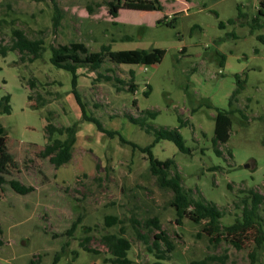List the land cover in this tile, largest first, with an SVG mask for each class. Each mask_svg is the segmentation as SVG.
Masks as SVG:
<instances>
[{"label": "rangeland", "instance_id": "374dc122", "mask_svg": "<svg viewBox=\"0 0 264 264\" xmlns=\"http://www.w3.org/2000/svg\"><path fill=\"white\" fill-rule=\"evenodd\" d=\"M5 1L11 9L0 6V18L6 19L0 41L11 44L14 25L31 39L43 38L46 50L33 60L31 55L21 58L18 51L0 56V98L9 94L12 106L10 114L0 113L5 133L0 166L6 167L7 176L0 189V264H110L102 236L121 229L132 241L133 264H155L156 257L133 228V219L154 216L175 243L163 264H190L207 255H226L227 264H251L253 244L237 249L227 241L211 242L193 207L182 222L177 221L172 192L161 189L149 173L148 154L85 121L72 93V75L50 58L52 47L71 41L85 42L91 50L104 45L115 52L165 49L163 60L155 65L107 62L99 71L79 68L77 88L87 114L141 147L154 137L126 114L137 117L154 110L157 115L148 119L150 124L180 128L191 151L184 153L173 141L162 140L152 148L153 155L174 159L185 189L195 200L217 204L224 212L221 223L228 225L241 217L248 189L264 195V43L247 24L257 13L259 0H236L248 14L244 25L237 20L229 23L239 10L235 15L225 9L222 5L228 0H155V9L130 8L129 0H121L118 16L110 12V3L116 0H58L63 18L56 28L50 1ZM186 12L193 15L185 16ZM175 17V27L167 26ZM222 54L224 66L219 64ZM31 79L35 87L29 86ZM244 79L233 108H240L246 118L234 113L231 138L220 144L218 155L213 142L217 109H231L237 80ZM29 94L34 103L44 100L45 105L31 108ZM48 120L56 126H78L73 157L59 168L40 154L48 142ZM18 178L34 191L13 190L9 181ZM109 215L122 223L108 226ZM260 215L264 218V203ZM260 260L264 262V254Z\"/></svg>", "mask_w": 264, "mask_h": 264}, {"label": "trees", "instance_id": "16d2710c", "mask_svg": "<svg viewBox=\"0 0 264 264\" xmlns=\"http://www.w3.org/2000/svg\"><path fill=\"white\" fill-rule=\"evenodd\" d=\"M37 2L50 1L54 8L53 27L56 28L60 25L63 18L58 0H35ZM130 8L134 9H155V0H129ZM189 1V0H188ZM3 0L0 6L6 5L7 9H11V3ZM117 3L111 2L110 12L114 16H118L119 10L122 8L121 0H116ZM149 4V5H148ZM239 13L237 18L229 19V23H235L236 20L240 25H244L242 19L247 18L248 14L244 12L239 5ZM6 19L0 18V27L3 26ZM177 17L167 22L166 25L175 27ZM251 28V33L264 26V0H259V9L250 22L247 23ZM221 27H225L223 21L220 22ZM232 36L237 37L236 34ZM257 38L260 42L264 43V34H258ZM46 50L45 41L43 38L31 39L25 32L13 25L11 29V44H3L0 41V56L6 57L10 51H18L25 55H31V60L40 58ZM50 61L57 68L66 70L72 75V93L75 96L77 103L82 110V117L85 121L91 122L96 125L100 132L107 134L114 138L115 135L124 144H129L133 148L139 149L143 153L148 154L149 158V173L155 177L158 186L161 189L169 190L172 192V205L176 209L177 221L182 222L186 216L187 210L190 207L194 208L198 216V220L204 221L202 232L209 236L211 242L218 244L222 241H227L237 249H243L249 244H253V248L249 251L251 264H264L260 257L264 254V218L261 213L262 205L264 203V195L258 193L254 188L248 189L247 195L242 200V215L237 217L235 221L228 225H223L221 219L224 216L223 210L214 202H207L203 199L195 200L188 189L182 184L181 177L178 171V165L174 159L159 160L152 152V148L162 140L173 141L180 151L184 153L190 152V148L186 146L184 138L180 132V128L168 127H155L148 122L149 118H155L157 112L154 110H144L139 116L126 114L133 124L140 127L148 134L153 135V141L146 147H141L137 143L127 140L123 135L104 127L102 121L87 114L85 110V103L83 102L78 90V69L88 68L91 71H99L107 62L117 64H143L153 65L160 63L166 50L163 48L155 47L152 50L146 49H122L118 52L113 51L110 45H104L100 50H91L85 42L71 41L66 44H60L57 47L51 48ZM222 60L220 65L223 66L225 55H221ZM113 71V69H108ZM134 77V75H133ZM110 79V77H106ZM117 81L122 82L121 79L115 77ZM246 79L237 80V87L232 93L229 105L231 109H217L215 115V128H214V147L218 155L222 154L219 149L220 144L227 143L232 134V127L234 124V113L239 111L242 116L246 118L240 108H233L238 101V95L244 88ZM35 79L29 81L30 87H35ZM131 88H135L131 84ZM149 88V87H148ZM150 90L145 91V95L149 94ZM28 99L31 101L30 107L33 109H40L45 105V101L41 100L40 104L34 103V96L29 94ZM136 105V100L134 101ZM12 110L11 96L9 94L0 98V113L10 114ZM181 120V119H180ZM186 123L187 121H182ZM1 127V126H0ZM47 137V144L40 152L41 156L48 157L50 162L59 168L69 163L73 157L74 146L77 141V124L56 126L48 120L45 126ZM58 134L59 137H54ZM5 146V133H0V157L3 154ZM232 156L231 151L229 150ZM7 183V180L0 175V188ZM10 186L13 190L20 194L31 192L34 188L26 186L18 180H10ZM197 220V219H196ZM108 226L122 223L121 219L116 216L109 215L106 217ZM133 228L138 239L142 240L146 245L147 250L156 257L155 264H163V261L171 258V252L175 249V243L169 236L163 232L162 225L157 216L148 218L145 221L133 219ZM69 233L72 232L73 227ZM154 230H157L154 232ZM125 229L120 232H107L102 236V242L107 246L109 257L106 261L110 264H133L132 259L129 257V251L132 248V241L125 236ZM154 232V238L151 240L150 234ZM82 246L86 247L85 244ZM87 248V247H86ZM91 250V249H88ZM190 264H227L226 255H207L201 260L192 261Z\"/></svg>", "mask_w": 264, "mask_h": 264}, {"label": "crops", "instance_id": "0c3cea01", "mask_svg": "<svg viewBox=\"0 0 264 264\" xmlns=\"http://www.w3.org/2000/svg\"><path fill=\"white\" fill-rule=\"evenodd\" d=\"M3 0H0V2H2ZM188 1V0H187ZM191 0H189L188 2H190ZM218 2H220V1H218ZM214 3H217V2H214ZM241 3L240 2H238L237 3V1L236 0H228V2H224L223 3V7L225 8V9H229L231 12H232V14L235 12V15H236V10H238V7H239V5H240ZM205 5V4H204ZM226 5V6H225ZM240 6H242V5H240ZM220 9V8H219ZM193 14L192 13H187L186 12V14H185V16H188V17H190V16H192ZM235 15H233V17L235 16ZM187 18V17H186ZM186 18H185V20H186ZM244 27L242 26V29H243ZM246 28V27H245ZM249 28H247V30H248ZM243 31L244 32H246V30H244L243 29ZM241 32L242 34H243V36H245L244 35V32ZM254 34H256V35H258V34H264V26L262 27V28H260V29H258L256 32H254ZM258 39V38H257ZM231 53H233V51L231 50L230 51ZM226 60V59H225ZM225 60H224V62H225ZM221 62V61H220ZM220 62H219V64H220ZM224 62H223V66L225 65L224 64ZM153 65H155V64H153ZM145 66V65H144ZM146 66H150V65H146ZM220 73H224L223 72V70H220ZM47 124V123H46ZM0 159H1V157H0ZM6 169V167H4V169L0 166V175L2 176V177H4L5 179H7V176H6V172L4 171ZM3 173V174H2ZM11 180H13V179H11ZM18 181H20L21 183L23 182L20 178H18ZM25 183V182H24ZM23 184V183H22ZM31 185V184H30ZM26 186H29V185H26ZM33 187V186H32ZM34 188V187H33ZM0 189H3V187L2 188H0ZM32 191H34V189L32 190ZM31 191V192H32Z\"/></svg>", "mask_w": 264, "mask_h": 264}, {"label": "water", "instance_id": "95a60500", "mask_svg": "<svg viewBox=\"0 0 264 264\" xmlns=\"http://www.w3.org/2000/svg\"><path fill=\"white\" fill-rule=\"evenodd\" d=\"M2 132V129H0V133ZM247 167H249V165H247Z\"/></svg>", "mask_w": 264, "mask_h": 264}]
</instances>
